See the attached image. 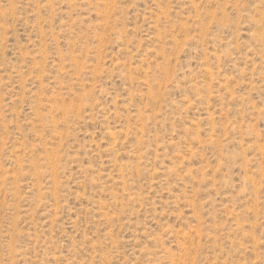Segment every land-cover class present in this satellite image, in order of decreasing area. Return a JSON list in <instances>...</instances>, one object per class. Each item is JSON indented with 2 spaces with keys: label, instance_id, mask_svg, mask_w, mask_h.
Returning <instances> with one entry per match:
<instances>
[{
  "label": "rangeland",
  "instance_id": "rangeland-1",
  "mask_svg": "<svg viewBox=\"0 0 264 264\" xmlns=\"http://www.w3.org/2000/svg\"><path fill=\"white\" fill-rule=\"evenodd\" d=\"M0 264H264V0H0Z\"/></svg>",
  "mask_w": 264,
  "mask_h": 264
}]
</instances>
